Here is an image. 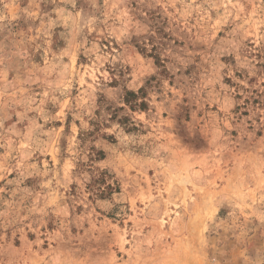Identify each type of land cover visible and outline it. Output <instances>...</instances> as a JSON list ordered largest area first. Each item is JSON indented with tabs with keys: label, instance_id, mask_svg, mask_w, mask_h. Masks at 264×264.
Listing matches in <instances>:
<instances>
[{
	"label": "rangeland",
	"instance_id": "obj_1",
	"mask_svg": "<svg viewBox=\"0 0 264 264\" xmlns=\"http://www.w3.org/2000/svg\"><path fill=\"white\" fill-rule=\"evenodd\" d=\"M0 264H264V0H0Z\"/></svg>",
	"mask_w": 264,
	"mask_h": 264
},
{
	"label": "trees",
	"instance_id": "obj_2",
	"mask_svg": "<svg viewBox=\"0 0 264 264\" xmlns=\"http://www.w3.org/2000/svg\"><path fill=\"white\" fill-rule=\"evenodd\" d=\"M140 92H141V91H140ZM137 97H138V94L133 93V92H130V93H128V95H127L126 101H127L128 103H130V102H132V101L130 100L131 98L136 99ZM140 106L144 107V106H145V103H141Z\"/></svg>",
	"mask_w": 264,
	"mask_h": 264
}]
</instances>
